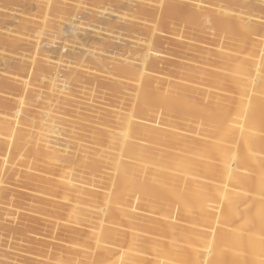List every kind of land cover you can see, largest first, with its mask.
I'll use <instances>...</instances> for the list:
<instances>
[{"label":"rangeland","instance_id":"374dc122","mask_svg":"<svg viewBox=\"0 0 264 264\" xmlns=\"http://www.w3.org/2000/svg\"><path fill=\"white\" fill-rule=\"evenodd\" d=\"M35 1L37 0H0V18L1 15H11L15 16L17 19H29L32 15H36L37 19L35 20L38 22H42V15L40 12H38L41 10H38V8L35 7ZM134 1V7L132 6L131 11H128V9H126L127 7L125 0L122 1L121 5L117 3V0H101L100 2L87 0L84 5H79L78 0H54V5H56L57 7L54 6V11L52 10L53 12H50L45 20L46 22H51L52 27L54 26L53 28L56 27L55 29H57L60 27V25H64V20L66 17H68L62 13L64 10L68 13L73 12L74 10L76 14L78 13L77 16L80 17L82 15L81 22L84 23V25L99 29L98 32L103 34V42L105 40H108L105 43H111L110 41L113 40V43L118 44V42H122L121 40L123 39L125 41L127 37H129L128 39H126L127 41H130V39L134 37L139 39L141 42L140 44H144L147 48V50H144L145 46L144 48H141L143 45H139V48H141L139 49V52L143 53L139 55L144 57V54L146 53L145 56H147V61H145L146 71L144 70V72L147 74L143 73L140 83L142 85L140 86L131 82L136 80L134 79L136 78V76H132L131 78L134 77L133 79H128V77L125 78L126 75H121L120 77H118V79L114 80L106 73L103 74L102 71L105 72V69H100L99 67L94 66L91 63V68H89L90 65H87L85 63L89 69L86 68L85 64L82 66L85 73H83V69L80 70L79 68L78 72L81 76L80 78L82 82L80 79L79 81L81 83L78 82L77 84L67 81L68 83L66 85L67 90H71V101L74 102H70V99L68 98L64 101V103H62L63 105L52 104L54 111L59 113L65 111L67 115V121L65 120V125H71L72 131H76L78 133L77 135L81 133L83 134V136H91L92 134H94L95 136V134L97 133L96 137H99L98 134L104 136L103 132H105L107 128H104L103 123L107 122L108 120L109 122L111 120L114 121V117L112 116L124 117L125 115L123 114L131 111V109L129 108H131L132 106L131 104H129L130 102L127 100V98L125 99L126 96L124 95L126 93H134L135 90L139 89L141 94L140 97L145 104L141 106L142 108H138L140 109V116H138V109L136 112H134L136 110L135 108L133 112L135 113L136 118L141 117L145 120L141 118H138L139 121L137 120V122L139 123H137V128H135L137 137L136 140L137 143L149 147V151L151 152L150 157L153 160L157 157H160L157 152L161 150H174L180 152L177 143L173 144L170 141L172 139L171 134L168 133V130L170 128L172 129L171 131H175L176 134L180 132H188L187 135L179 140L178 144L182 142V140L189 145H193V143H196V141L199 142L200 140H208L207 143L209 141V143H211L213 140L211 139V136L206 133L209 132L207 126L210 123L207 122V120L209 119L208 121H215L224 119L221 120V122H226V126H224V128L228 127L227 125L230 122L229 116H231L232 114L233 105L239 98V92L236 88V85L233 83V79L239 77V75L234 72V66L241 65L240 67H245L248 69L245 78L246 82L244 80L243 86H245L246 88L250 87L249 89L254 86L253 88H256L255 91L257 92V87L260 85H258V83H254L253 80L256 77H260L263 81L262 85L259 87L263 89H260V91L262 92L259 91L258 93H255V91L253 92L254 89L252 88L253 90L250 93L252 95L249 94L247 99H249L250 97L251 100V104H248L249 109H260L256 119L259 118V120L263 122L262 123L260 121L261 123H257L256 126L259 127L261 125L260 128L253 127L252 132H254L255 136L259 133L258 131L262 132L259 134L264 135V99L263 102L261 101V98L264 97V53H261L264 51V41H262L264 40V0H244V2H242L243 0H240V2L239 0H214L215 2H213V0H162L161 4L159 2L160 0ZM124 2L125 5L123 4ZM241 2L243 4H241ZM247 4L249 9L247 7ZM217 6H219V8H217ZM36 8L38 10L37 12ZM57 8L58 11H56ZM62 9L63 11L60 12ZM246 9H248L251 14L247 12ZM92 12L93 14H95L92 15ZM245 14L247 16H245ZM261 15L263 16L260 17ZM116 17H119L120 21ZM244 17L251 19H249L250 25L255 29L252 35L245 36L244 33L240 29H238L236 25L238 19ZM103 18L111 21L116 20V22H118L120 25L119 27H116L117 31L113 28L114 30H112L113 32L111 33L112 28L109 29L110 26H107L109 24H107V22ZM94 20L96 22H94ZM124 21L127 22L125 23ZM128 23H131V26ZM116 25L118 26V24ZM120 28H124L125 30H120ZM53 31L55 30L53 29ZM119 32L123 37L117 36L120 35ZM0 33L4 37L8 36V39L6 40H10L13 38L18 41L19 39V41L17 42V47L15 49H12L13 47L9 48L10 45L6 40L2 45L3 47L0 46V123L3 122L2 119H4V116L6 118H13L14 111L19 107V104H23L22 102L26 104V102L30 100L32 101L28 102V105L23 108V112L28 117H35L37 113L36 111L40 109L39 106H41L43 103L41 98L44 96L46 90L43 89L44 86H41L40 89L38 88L30 93L25 91L22 86L24 82L32 83L33 81V84H35V86H38L39 83L27 72H20L17 70L15 71L14 69L16 67V63L21 60V62L23 61V64L27 65L28 67L30 66L29 68H31V64L33 62L35 63L32 64V67H35L36 63H38L37 65L39 67L41 66V69L38 67V73H45L44 70L47 66L45 60L41 57L40 54L33 53L34 45L38 42L42 43L45 36H39L34 31L15 33L14 25L3 27L2 29H0ZM239 34L244 36L241 37V35ZM236 35H239V37ZM88 37L91 42H97V35L89 34ZM110 37L111 40L108 39ZM116 37L118 38V40L115 41V39H117ZM119 38H121L120 41ZM258 38H260L261 40ZM250 41L253 42L252 45ZM59 43V40L55 41L54 47L56 48H53L54 50L51 49L52 52L50 53L52 57H56L59 55L60 52L57 53V51H59L57 49V47H59ZM148 45L150 48L147 47ZM250 45L251 47H248ZM259 45L262 47H259ZM242 47L244 49L246 47L249 48L250 52L241 50ZM72 49H67V52L69 50L70 54L66 52L68 55H70V57L71 55H74L76 53L77 57L82 58V55H80L77 50L74 52L72 51ZM253 49L257 53L254 52ZM143 51L146 52L144 53ZM71 52L74 53L71 54ZM259 52L260 55H263V58H260ZM66 53L64 52L63 54L68 56ZM250 53H255V55L252 57V54ZM245 54H248V57ZM226 57H228V59ZM73 58L71 57V62H73ZM121 59L123 60L122 57ZM223 59L226 60L224 61ZM245 59L246 61H242ZM42 60L45 63H42ZM84 60L86 61L87 59ZM221 60L222 63L224 61L225 64L222 65ZM75 62L76 61H74L73 63ZM87 62L89 63V61ZM5 63H8V67L5 65ZM43 64L46 65L42 66ZM114 65L118 68H115ZM120 65H123V62H121V60L120 64L118 62H115L113 63V66H107V69H111L112 71L113 68H115V70H117L120 68ZM254 65L261 66V69L259 71H256L254 69ZM231 66L233 67V69ZM80 71H83L82 73L85 75H83ZM93 77L95 79H93ZM89 79L91 82L89 81ZM116 81H120L121 83L118 82L117 84H115ZM249 81L251 84L249 83ZM243 86L242 88L245 89V87ZM81 89L82 91L86 90L85 92L89 93L92 97H90L89 94H81ZM185 89L188 90L186 91ZM162 95L163 97H161ZM255 95L256 97H258H254ZM159 97H161L160 100ZM83 98L85 100L88 98L91 101H85L83 100ZM165 98L166 101H164ZM258 98L261 100H259ZM255 99L256 103L252 104V102H255ZM258 101H260L262 104ZM163 103H165V105ZM162 104L165 108L170 106L169 108H166L169 110L164 111ZM78 105L81 107L80 111L76 114L75 108L76 106L79 107ZM141 109L144 112H142ZM104 112H108L107 115ZM99 113L102 114L99 115ZM58 114L55 116L59 117ZM74 115L77 116L79 121L74 122L72 121V118H69L73 117ZM103 115L105 118L103 117ZM219 116L221 117V119H217L220 118ZM212 117L216 119L214 120ZM146 118L149 120L147 121ZM210 118H212V120ZM102 119H106L107 121L103 120V122ZM201 120L202 122L200 123ZM62 124H64V122ZM81 124H86L87 128L84 127L83 129ZM146 124H151L149 126V129ZM201 124H203V126L207 128L206 131L204 130L205 127H202ZM73 126L78 127V129H74ZM172 127H174V130ZM200 127H202V131L201 129H199ZM166 128H168V130ZM255 128L259 129L257 131L258 133L255 131ZM110 131H112V129ZM146 131H148L149 134ZM5 132L6 130L1 125L0 178L2 179V183L0 185V193L3 195L2 197H4V199L5 197L7 198L4 200L5 204H7H0V264H86L88 261L95 262L99 256H102L106 259L107 257L103 255L102 252L100 253L97 249L96 242L92 238V236L91 238H87L89 230L85 226V224H80L79 221H76L74 219L73 214H77L78 212L76 210H73L71 212V208L69 207L72 205H76V203H74L73 201L74 197H70L68 202L64 201L61 198V186H63V183L69 184L75 182V178L70 176L69 170H64L63 172H61L60 170L54 168V165L51 162H45L44 158L40 159L39 157H42L40 154L37 155V153H34L37 146L39 145H37L38 143H33L32 141L30 142V138L33 137L32 132H25L26 134H23L24 136L20 137L22 140L20 139L17 143L18 147L14 145L16 141L10 144V142L8 141L9 134L8 132ZM76 132L74 135L73 132L69 134L70 136L74 137H70L71 139H69V141L72 143H68L69 145L67 144L68 147L66 146L67 148L65 149L68 151L66 153L67 157L69 155H72V153H74V155L76 156H69L73 159L71 158L72 162L69 160L66 165L68 166L70 164L69 162L73 163L75 159L76 160L74 161V163H76L77 159L81 158V156L77 154H82V152L80 151L85 149L84 146L87 145L91 147V149L88 150L89 155L87 154L85 156L88 158L92 156L91 158L87 159V161L88 163H93V166L91 167V170H86L88 176L85 180L86 184L84 185V189L88 190L91 196L95 194V196L98 195L96 198H100L99 195L104 192V189L105 192L107 190H110L107 189V187L110 188L108 179L110 175H112V171L109 169L108 165L103 163L104 159H101V157L98 156L95 157L93 154L91 155V153H93L94 150H98L102 154L105 151L103 155H113L115 151L113 147L110 148L111 146L107 144V140L105 137L106 135L104 136L105 140L100 135L104 141L102 140V142L95 144V141H93V135V138L86 136L83 139L82 135L78 137L76 135ZM117 133L119 132L115 131V133L113 134ZM194 134H196L197 136L194 137ZM203 135H208V137L205 136L206 138H204ZM169 136H171V138ZM77 137L78 139L73 140V138L75 139ZM157 138L161 139L160 142L157 141L159 140ZM169 138L170 140L168 142L170 145L166 142ZM88 139L91 140H89L88 142ZM84 140H86L87 142L85 141V143ZM161 141H163L166 145H163V142L161 143ZM171 144H173L172 147ZM104 146L108 147L106 148L107 150L104 149ZM14 147H16L17 150L14 149ZM12 149L15 151H11ZM38 149L40 148L38 147ZM24 151H26L27 154ZM37 152H39V150ZM35 154L37 155V157H34ZM189 154L187 156L192 159L194 154ZM162 158L169 160L168 157L162 156ZM10 161L14 164L11 166V170H8L7 173L2 171L1 168L7 167ZM13 161H15V163ZM22 162H24V164ZM47 169H49L50 171ZM44 170L51 173L46 174L47 172H45ZM41 172L45 173V175L47 176L41 174ZM168 173L169 172L166 171L165 175H168ZM40 175L42 178L39 177ZM96 175L103 176L104 179L101 180L100 178L96 177ZM45 178H47V181H44ZM89 178H91L92 181L91 179L88 180ZM101 181L104 183H102ZM106 182L108 183L107 185ZM114 188H116V186H112L111 190L115 191ZM95 196L93 195V197ZM32 200L35 204L31 203ZM74 200L75 202H77L76 199ZM98 201L97 204H99ZM151 201H153V199H151ZM80 204H82L81 201L77 205ZM97 204H95L96 206L90 205L89 208L96 212V215L94 214V217L98 218L102 206ZM143 208L144 207L142 206L135 205L132 208L127 209L126 217H121V225L120 227L118 226V230L123 233L125 244L121 249H115L113 251L111 259L116 257L118 253L128 251V247L130 246L129 232L131 224L138 223L142 220L146 223L149 221L153 222L154 218H151L153 215L150 214L151 217L149 216V214L147 215L146 213H148V211ZM16 211L17 213L21 214L16 217L12 216ZM54 213H56V216H54ZM138 217L140 220L138 219ZM95 219L96 218H94V220ZM149 225L152 226V224L150 223ZM27 228H29L28 232L26 231ZM186 228L187 226L184 225L183 229ZM75 230H78V232L75 233ZM73 234L75 235L74 237L72 236ZM76 234H79V236H77ZM142 237L146 239L145 236ZM16 248L19 249L17 250ZM59 250L64 251L62 256L56 255V252ZM80 259H82V261L84 260L83 263H78Z\"/></svg>","mask_w":264,"mask_h":264},{"label":"bare ground","instance_id":"6f19581e","mask_svg":"<svg viewBox=\"0 0 264 264\" xmlns=\"http://www.w3.org/2000/svg\"><path fill=\"white\" fill-rule=\"evenodd\" d=\"M86 1L87 0H78V4L84 5ZM93 1L100 2L101 0H93ZM122 1L123 0H117V3L121 5ZM125 1L127 7L126 9H128V11L129 10L131 11V8L133 6V3H135V1L134 0H125ZM159 2L161 4L162 0H160ZM213 2L215 1L213 0ZM242 2H244V0ZM242 2L241 4H243ZM35 3H36L35 7H37L38 10H41L38 11L36 8V12L38 11L42 15V19H43L42 22H38L35 20L37 19L36 15H32L31 18L29 19H23V18L17 19L15 16L1 15L0 29H2L3 27L14 25L15 33H23L24 31H34L39 36L41 35L45 36L43 42L36 43L33 48V53L40 54L47 64L44 70L45 73L43 72L44 74H39L38 73L39 66L37 65L38 63H36L37 66L35 65V67H32V64L35 63L33 61H32L33 63L31 64V68H29L30 66L28 67L27 65L22 63L23 61L21 62L20 60L16 63V67L14 69L15 71L17 70L20 72H27L38 81L39 83L38 86H35V84H33V81L32 83L24 82L22 86L25 91L30 93L38 88L40 89L41 86H44V88L43 87L42 88L45 89L46 92L44 91L45 92L44 96L42 95L43 97L42 96H41L42 98L40 97L43 101V103L41 101L42 107L39 106L40 109L38 108L39 110L36 111L37 113L35 117H28L27 115L24 114L23 108L26 105H28V102L32 100L26 102V104L22 102L23 104H19V107L15 109L13 118H6L4 116V119H2L3 117L1 118L3 122H1L0 124L4 127L6 132H8L9 134L8 141L10 142V144L16 141L14 144L16 145V147H18L17 143L21 139L20 137L24 136L23 134H26L27 132L30 133L32 132L33 135L32 134L31 135L33 137L30 138L31 139L30 142L32 141L33 143H38L37 145H39L36 148V150L37 151L39 150V152L35 150L36 152L34 151V153H37V155L40 154L42 156V157L38 156L40 159L44 158L45 162H51L54 165V168L60 170L61 172H63L64 170H69L70 176L75 178V182L69 184L63 183V186H61V196H62L61 198L66 202H68L70 197H74V199L77 200V202H75V200L73 199L76 205L69 206L71 208V212L73 210H76L78 212L77 214H73L74 219L76 221H79L80 224L81 223L85 224V226L89 230L88 231L89 233L87 234V238H91L92 236V238L96 242L97 249L99 250V252L100 253L102 252L103 255L107 257L105 259L104 257L99 256L95 262L88 261L86 264H264V135L259 134L262 132L258 131L259 130L258 128H260L261 125L258 124L260 126L259 127L256 126L257 123L261 121L259 120V118L256 119L260 109L258 108L249 109V105H248L251 104L250 103L251 100L250 97L249 99L247 98L254 89L253 88L254 86H252L251 89H249L250 87L246 88L245 86H243L244 80L246 82L245 78L248 69L245 67H240L241 65L240 66L233 65L235 67L234 72H236L239 75L238 78L236 77L237 79L236 78L233 79V83L236 85V88L239 92L238 93L239 98L237 99L236 103L233 105L232 114L231 116H229L230 122L227 125L228 127L224 128V126H226L225 125L226 122L225 123L221 122V120L224 119H221L220 116H219L220 118L217 119H221V120H215L216 118L214 119L213 117L212 118L215 121H213L212 118H210L212 121H208L209 120L208 119L207 122H210L209 125L207 124L209 132L206 133H208V135L211 136V139L213 141L211 143H209L210 141L207 143L208 140L207 141L200 140L199 142L196 141V143L192 142L193 145H189L185 143V141L183 142V140L178 144L179 140H181L182 137L187 135L188 132H180L176 134L175 131L174 132L171 131L172 130L171 128L169 130L168 128H166L168 130V133L171 134L172 136V139L170 140L171 136H169L170 138L167 139L166 142L169 144L168 141L170 140L171 143L173 144L177 143L180 152L174 150H161L157 152V154H159L160 157H157L154 160L150 157L151 152L149 151V147L137 143L136 140L137 137H136L135 128H137L136 125L137 123H139L137 122L138 118H141L138 117L140 116V112H139L140 109L138 108L141 107L143 104H145L142 98L140 97L141 96L140 90L137 89L134 91V93H126L124 96H126L125 99L127 98V100L130 102L129 104H131L132 106L131 108H129L131 109V111H129L128 109L129 112L123 114L125 115L124 117L111 115L112 117H114V121L111 120L109 122V120L107 121L106 119L105 120L102 119V121L103 120L107 121V122L103 121L104 128H107V130H105L103 134L104 136L106 135L105 137L107 140V144L111 146L110 148L113 147L115 153L113 155L110 154L103 155L105 153L104 150H103L104 151L103 154L98 150H94L93 153L89 152L91 153V155L93 154L95 157L98 156L101 157V159H104L103 163L108 165L109 169L112 171L111 172L112 175H110L108 179L110 188L107 187V189L110 190L109 191L107 190L105 192L104 189V192H102L99 195L100 198H96L98 195L95 196V194H93L95 196L93 197V195L92 196L90 195L88 190L84 189V185L86 184L85 180L87 179L86 177L88 176L86 170L87 169L91 170V167L93 166V163L91 164V162L88 163L87 161V159L91 158L92 156L89 158L85 156L88 154V150H90L91 147L87 145L86 146L83 145L85 149L80 151L82 152V154L76 153L77 155L81 156V158H79L80 160L77 159V162L74 163V161L76 160L75 159L73 163H71L72 162L71 160L73 158L71 157L72 158L71 159L69 156L74 155V153H72V155H69L67 157L66 153L68 151L65 149L68 147L67 146L68 143L69 144L72 143L69 141V139H71L70 137H74V136H70L69 134L73 132L74 135L76 131L75 132L72 131L71 125L70 126L65 125V120L67 121L66 119L67 115L65 111L62 113L54 111L52 104H62L68 98L70 99V102H72L71 90H67L66 88V85L68 83L67 81L73 82L74 84L80 82L79 79L81 80L80 78L81 76L78 72L79 71L78 69L80 68V70H82L83 69L82 66L85 63L87 65H90L91 63L92 65L97 66L100 69L101 68L105 69V72L101 70L103 74L106 73L109 77L113 78L114 80L118 79V77H120L121 75H126L125 78L128 77V79L131 78L132 76H136V78L133 77L136 80L131 82L139 86L142 85L140 83L142 80L143 73H145L144 72L146 68L145 61H147L146 60L147 56H145L146 51L145 52L143 51L145 53L144 57L140 56L139 54H143V53H140L139 49L144 48L145 45L140 44L141 43L140 40L134 37L133 38L130 37L131 38L130 41L126 40L129 37L127 38L125 37L126 38L125 41L123 39L121 40L122 42H118V44L113 43V40H111L110 37L108 39L111 40L110 41L111 43H105L108 40H105L104 42L102 41L104 40V38L102 37L103 34L98 32L99 29L84 25V23L81 22L82 15L80 17L77 16L78 13L76 14L74 10L73 12L68 13L67 11L65 10L63 11L62 9L60 12L63 11L62 13L68 17H66L67 19L65 18L64 25L62 26L60 25L59 28L55 29L56 27L53 28L54 26L52 27L51 22L45 21L48 14L54 11L53 8H55L54 6H56L54 5L55 4L54 0H37L35 1ZM123 4L125 5V2ZM58 8L56 9V11H58ZM217 8H219V6H217ZM248 9H246L247 12H249ZM94 14L92 12V15ZM247 15L245 14V16ZM262 16L263 15H261L260 17ZM244 18L241 19L237 18L238 21L236 19L237 21L236 25L238 29H240L244 33L245 36L252 35L255 29L250 25V21H249L250 18H245V19ZM103 19H105L107 24H109L107 25L110 26L109 29L112 28L111 33L113 32L112 30L114 29L116 30V27L120 26L119 23L116 22V20L111 21V20H107L106 18ZM117 19L120 21L119 17ZM94 22L96 21L94 20ZM116 24H118V26ZM128 24H130L131 26V23ZM53 29L55 31H53ZM120 30H125V29L120 28ZM89 34L97 35L98 36L97 42L94 41L91 42L88 37ZM83 35L86 37H84ZM239 35L236 36L239 37ZM117 36H121V34ZM243 36L241 35V37ZM5 37L0 33V46H2L4 41L8 39V36ZM120 39L121 38H119V41ZM56 40L60 41L59 47H57V49L59 50L57 51V53L58 52L60 53L58 56L52 57L50 53L52 52L51 49L56 48L54 47ZM116 40H118V38L115 39V41ZM6 41H8L10 45L9 48L13 47L12 49H15L17 47L18 44L17 42L19 41V39L17 41L16 39L12 38ZM250 43L251 45L253 44V42L251 41ZM139 45L140 46L143 45V46L139 48ZM251 45L248 47H251ZM147 47L150 48L149 45ZM259 47L262 46L259 45ZM68 48H71L72 51L74 52L77 50L78 53L82 55V58L77 57V54L75 53L76 55L75 54L71 55V57L73 58L74 56L75 59L73 58V62L74 61L76 62L75 63L71 62L70 60L72 59L70 55L67 54V53L70 54L69 50L67 52ZM144 50H147L146 46ZM241 50L250 52L249 48L247 47L245 49L242 47ZM253 51L256 52L254 49ZM64 52L65 53L67 52L66 54L69 57L63 54ZM73 53L71 52V54ZM261 53H264V51ZM254 55L255 53L252 54V57ZM121 57L123 58V60L121 59ZM261 57L263 58V55H260V58ZM226 58L228 59V57ZM84 59L87 60L85 61ZM120 60L121 62H123V65H120L119 69L115 70V68H118L117 66H115L116 64L114 65L115 68H113L112 71L111 69L110 70L107 69V66L109 65L113 66V63L115 62L116 63L118 62L120 64ZM223 60L225 61L226 59ZM87 61H89V63ZM224 61L222 63L221 60L222 65L225 64ZM242 61H246V59ZM45 62L42 60V63ZM5 65L8 67V63H5ZM45 65L43 64L42 66ZM39 68L41 69V66ZM86 68L87 69L91 68V65L89 68L88 66H86ZM254 69L256 71H259L261 69V66L254 65ZM83 73H85V71ZM93 79L95 78L93 77ZM118 82L121 83L120 81H116L115 84H117ZM253 82L258 83V85L261 86L263 81L260 77H256L253 80ZM242 86L245 87V89H243ZM260 86L257 87L256 85L258 91L256 92L255 91L256 88H255L253 92L255 91V93H258L260 89L263 90L262 88H259ZM81 91L82 89L80 90V92ZM85 91L83 90L81 94L88 95L89 93ZM90 97L92 96L90 95ZM161 97H163V95ZM161 97H159V100ZM254 97H256V95ZM166 98L164 101H166ZM261 99L259 100L263 102L264 97ZM83 100L85 99L83 98ZM86 100L91 101L88 98ZM255 103H256V99L254 103L252 102V104ZM163 104L165 105V103ZM164 105H163L164 111L165 110L168 111L169 109L166 108H169L170 106L165 108ZM80 107L81 106L79 107L76 106L75 108L76 114L77 112L80 111ZM135 108L136 110L134 111ZM137 109L139 112V115L137 116L138 118H136L134 113L137 111ZM57 114L59 117L55 116ZM101 114L99 113V115ZM69 118L70 119L72 118V121L74 122L79 121L76 115ZM148 120L149 119H147V121ZM63 122L64 124H62ZM201 122L202 120L200 121V123ZM81 125L83 129L84 127H86V124H81ZM150 125L149 124L147 125L148 129L150 128L149 127ZM201 125L202 127H205L203 126V124ZM202 127L199 128L201 129V131H202ZM253 127H258L255 128V131L259 132V133L257 132L258 136L257 135L255 136L254 132H252ZM73 128L78 129V127H74V126ZM172 128L174 130V127ZM111 129L112 131H110ZM206 129L207 128L205 127L204 130L206 131ZM115 131L119 133L113 134L115 133ZM77 134L78 133L76 132V135ZM96 134L95 136L94 134H92L94 136V140L93 139L92 140L95 141V144L102 142L103 138L105 140V137L103 135L98 134L99 137H96ZM81 135L83 139L86 136L93 138L92 135L88 136L84 134L85 136H83V134L81 133L77 136L79 137ZM100 135L103 138H101ZM208 135L205 136L208 137ZM193 136L196 137L197 135L194 134ZM205 136L204 138H206ZM78 137L75 139L73 138V140L78 139ZM89 140L91 139H88V142ZM160 140L161 139L157 141L160 142ZM85 141L86 140H84V142ZM162 142L163 141H161V143ZM164 144L165 143L163 142V145ZM173 144H171V147ZM16 147H14V149H16ZM38 147L40 149H38ZM104 147H103L104 149L108 148L106 146ZM11 151H15V150L12 149ZM26 151L24 152L26 153ZM188 154L193 155L192 159H190L187 156ZM35 155L34 157H37V155L36 156ZM162 156L168 157L169 160L162 158ZM69 160L71 162H69L70 164L67 166L66 163ZM95 160H99V159H95ZM13 162L15 163V161ZM24 162L22 163L24 164ZM12 165L14 164L10 161L7 167L5 168L2 167L1 169L2 171L7 173L8 170H11L10 168ZM166 171L169 172L168 175H165ZM42 172L41 174L45 175V173ZM48 173L51 172H47L46 174ZM39 177H41V175ZM96 177L100 178L101 180L104 179L103 176L96 175ZM46 179L47 178H45L44 181H47ZM90 179L91 178H89L88 180ZM1 183H2V179L0 178V185ZM108 183L106 182V185ZM112 186H116V188H114L115 191L111 190ZM2 196L3 195L0 193V204L6 205L7 203L5 204L4 200L7 198L5 197L4 199V197ZM151 199H153V201H151ZM78 200L79 202L81 201L82 204L77 205L79 203ZM96 200L97 201L99 200L98 201L99 204H97ZM31 203L35 204L33 200ZM95 204L102 206L100 214L99 215L97 214L98 218L94 217V214L96 215V212H94L93 210H91V208H89L90 205H95ZM135 205L144 207L143 209H146L148 211V213L146 212L145 213L147 215L149 214V216L150 214L153 215L152 217L151 216L150 217L154 218V220L152 219L153 222L149 221L147 223L142 220L139 221L138 223L131 224L130 225L131 228L129 232L130 246L128 247V251L118 253L116 257L111 259L113 255V251L115 249L116 250L121 249L125 244L123 233L120 230H118V226L120 227L121 225V217H126L127 209H130ZM20 214L21 213H17L16 211L12 216L16 217L19 216ZM54 216H56V213H54ZM94 218L96 219L94 220ZM149 223L152 224V226H150ZM184 225L187 226L186 229H183ZM28 229L29 228H27L26 230L27 232L29 231ZM77 232L78 230L75 233ZM74 234L72 235L73 237L75 236ZM77 236H79V234ZM142 236H145L146 239ZM63 253H64L63 250H59L56 252V255L62 256ZM83 261L82 259H80L78 263L81 262L83 263Z\"/></svg>","mask_w":264,"mask_h":264}]
</instances>
